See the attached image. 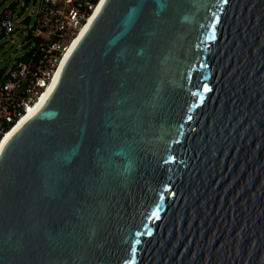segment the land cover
<instances>
[{"label":"water","instance_id":"1","mask_svg":"<svg viewBox=\"0 0 264 264\" xmlns=\"http://www.w3.org/2000/svg\"><path fill=\"white\" fill-rule=\"evenodd\" d=\"M0 156V264H264V0H105Z\"/></svg>","mask_w":264,"mask_h":264},{"label":"built area","instance_id":"2","mask_svg":"<svg viewBox=\"0 0 264 264\" xmlns=\"http://www.w3.org/2000/svg\"><path fill=\"white\" fill-rule=\"evenodd\" d=\"M102 1L36 0L33 44L0 75V144L57 81L70 47ZM5 2L0 0V28L8 35L17 20L10 6L2 8Z\"/></svg>","mask_w":264,"mask_h":264},{"label":"rangeland","instance_id":"3","mask_svg":"<svg viewBox=\"0 0 264 264\" xmlns=\"http://www.w3.org/2000/svg\"><path fill=\"white\" fill-rule=\"evenodd\" d=\"M7 6L15 12L17 21L13 33L4 35L0 28V74L9 69L33 44L29 33L37 10L36 0H6L2 8Z\"/></svg>","mask_w":264,"mask_h":264},{"label":"bare ground","instance_id":"4","mask_svg":"<svg viewBox=\"0 0 264 264\" xmlns=\"http://www.w3.org/2000/svg\"><path fill=\"white\" fill-rule=\"evenodd\" d=\"M104 2H105V0H103L101 2L99 7L97 8L95 14L92 16L91 19H89L88 23L81 30L78 38L75 40V42L70 47V49H69V51L67 53V56L64 59V62L62 64V67H63L66 59H68L70 57V55L75 51V49L78 47V45L80 44L82 39L85 37V35L90 30L93 22L95 21V19L98 16L100 10L102 9V7H103L102 4L104 5ZM62 67H61V69H62ZM55 84H56V81H55V83H53L48 88V90L39 99V101L28 110V113L21 119V121L5 136V138L3 139V141L0 144V156L2 155L4 149L8 145L9 141L16 135V133H18L32 118H34L46 106L48 100L50 99V97H51V95H52V93L54 91V88L56 86Z\"/></svg>","mask_w":264,"mask_h":264},{"label":"trees","instance_id":"5","mask_svg":"<svg viewBox=\"0 0 264 264\" xmlns=\"http://www.w3.org/2000/svg\"><path fill=\"white\" fill-rule=\"evenodd\" d=\"M1 75V74H0Z\"/></svg>","mask_w":264,"mask_h":264}]
</instances>
